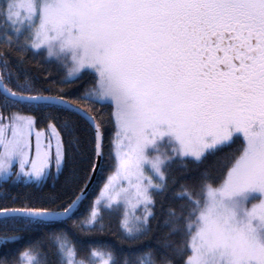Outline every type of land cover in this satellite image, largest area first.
Returning <instances> with one entry per match:
<instances>
[{
	"label": "snow or ice",
	"instance_id": "snow-or-ice-1",
	"mask_svg": "<svg viewBox=\"0 0 264 264\" xmlns=\"http://www.w3.org/2000/svg\"><path fill=\"white\" fill-rule=\"evenodd\" d=\"M0 264H264V0H0Z\"/></svg>",
	"mask_w": 264,
	"mask_h": 264
},
{
	"label": "trees",
	"instance_id": "trees-1",
	"mask_svg": "<svg viewBox=\"0 0 264 264\" xmlns=\"http://www.w3.org/2000/svg\"><path fill=\"white\" fill-rule=\"evenodd\" d=\"M30 67L33 72L38 74H43L44 76L48 75V71H45V69H48L49 71H52L55 75L56 69L54 66L46 64L44 60H41L39 58L37 59H30ZM87 82H85L86 85ZM85 85H81V87H84ZM105 113H107V109H105ZM208 164L211 163V161L207 162ZM106 170H101L97 173L96 179L92 184V191L95 193L101 186H102V180L105 175ZM101 241H111L114 240L115 237L112 236L110 233H103L99 237Z\"/></svg>",
	"mask_w": 264,
	"mask_h": 264
},
{
	"label": "water",
	"instance_id": "water-1",
	"mask_svg": "<svg viewBox=\"0 0 264 264\" xmlns=\"http://www.w3.org/2000/svg\"><path fill=\"white\" fill-rule=\"evenodd\" d=\"M97 175V174H96ZM96 175H95V179H96ZM95 179L93 180V182L95 181ZM93 182H92V184H93Z\"/></svg>",
	"mask_w": 264,
	"mask_h": 264
}]
</instances>
